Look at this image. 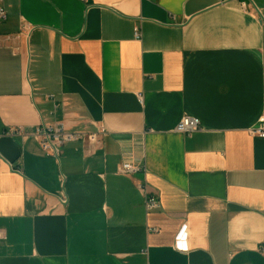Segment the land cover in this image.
I'll use <instances>...</instances> for the list:
<instances>
[{
    "label": "crops",
    "instance_id": "obj_1",
    "mask_svg": "<svg viewBox=\"0 0 264 264\" xmlns=\"http://www.w3.org/2000/svg\"><path fill=\"white\" fill-rule=\"evenodd\" d=\"M3 4L0 264H264V0Z\"/></svg>",
    "mask_w": 264,
    "mask_h": 264
},
{
    "label": "built area",
    "instance_id": "obj_2",
    "mask_svg": "<svg viewBox=\"0 0 264 264\" xmlns=\"http://www.w3.org/2000/svg\"><path fill=\"white\" fill-rule=\"evenodd\" d=\"M7 20V11L3 4V0H0V22H5ZM135 36L138 37L137 30L135 31ZM200 128V122L197 118L193 117H184L177 124L175 131L179 134H190ZM259 137L264 138V130L259 129L254 131ZM11 134H19V132H11ZM33 137L38 142L42 151L52 158H57L60 153V148L66 143L74 142L80 140L83 136L82 134L76 132L67 131L62 124L54 125V126H43L38 127L33 133ZM88 139L91 142H96V136L90 135ZM135 168H133L130 164H122L118 172L120 174H131L135 172ZM146 210L150 211L153 209L159 208L158 200L154 196H148L145 200ZM180 236H178L175 240L176 245L182 242Z\"/></svg>",
    "mask_w": 264,
    "mask_h": 264
}]
</instances>
